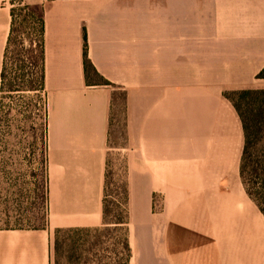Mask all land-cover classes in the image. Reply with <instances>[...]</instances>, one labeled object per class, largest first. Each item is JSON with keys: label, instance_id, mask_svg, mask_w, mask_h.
<instances>
[{"label": "crops", "instance_id": "obj_1", "mask_svg": "<svg viewBox=\"0 0 264 264\" xmlns=\"http://www.w3.org/2000/svg\"><path fill=\"white\" fill-rule=\"evenodd\" d=\"M25 2L45 23L48 222L0 227V264H54L56 230L106 225L116 109L130 264H264V214L243 185L242 123L224 96L264 90V0ZM11 9L0 0V94ZM85 50L108 85L88 83Z\"/></svg>", "mask_w": 264, "mask_h": 264}, {"label": "rangeland", "instance_id": "obj_2", "mask_svg": "<svg viewBox=\"0 0 264 264\" xmlns=\"http://www.w3.org/2000/svg\"><path fill=\"white\" fill-rule=\"evenodd\" d=\"M41 11L40 7L34 9L35 18L29 20L27 24H24L23 16L20 18L19 42H22V46L18 45L19 52L28 49L32 44L34 55L38 57L42 36L39 20ZM20 66L22 63L16 61L10 65L12 74L9 76L8 85H13L16 91L0 94V227L43 228L48 222L46 188L48 100L45 90L30 91L24 88L25 82L16 77L18 75L16 71ZM28 71L30 76L33 75L31 79L37 80V76H40L39 65L30 67L26 72ZM118 97L121 103L122 96ZM121 117V109H116L110 140L106 225L88 229L86 232L75 231L65 234V237L81 240L82 244L79 245L83 246L80 247L79 254L82 262L77 258L69 259V250L66 247L60 257L54 259V264H83L86 261L89 264H117L124 256L117 243L125 235L130 237V232L134 228L130 194L126 186L128 173L124 166V157L121 152L114 150L116 146L124 143ZM10 134H14L20 143L16 149L8 145L9 141L5 147L3 145V138H8ZM160 210V204L155 199L154 211L158 213ZM109 235L108 240L106 237Z\"/></svg>", "mask_w": 264, "mask_h": 264}, {"label": "trees", "instance_id": "obj_3", "mask_svg": "<svg viewBox=\"0 0 264 264\" xmlns=\"http://www.w3.org/2000/svg\"><path fill=\"white\" fill-rule=\"evenodd\" d=\"M11 30L8 38L7 46L4 52L3 70H2V86L1 94L16 91L14 86L8 85L10 72V65L14 61L22 63L18 67L16 77L25 82L24 88L30 91H44L45 90V23L43 12L41 11V28L42 36L39 44V55H34V48L31 44L30 47L21 52L18 51V45L22 46L19 42L21 38V22L20 18L23 16L24 24L29 20L34 19L33 10L37 7L28 5L25 0H11ZM22 13L24 15H22ZM20 24V25H19ZM85 72L88 83L96 82L97 85H108L109 83L104 80L96 71L90 60L88 59L87 50H85ZM18 59L16 60V58ZM40 66V76L37 80L32 78L29 71L30 67ZM31 70V69H30ZM259 79H264V70L258 75ZM236 109L240 121L242 123L244 133V147L240 167V175L243 185L246 189L248 196L258 205L261 212L264 214V90H237L227 91L224 94ZM105 215L107 216V209L105 203ZM88 229H58L54 233L52 253L54 259L60 257L61 252L67 247L69 250V259L82 262L81 254H79V245L81 240H76L68 235L75 231L86 232ZM89 231V230H88ZM110 235L106 237L109 240ZM104 244L106 243L103 242ZM82 244V243H81ZM99 244H96L98 246ZM120 246L124 256L117 264H130L132 259V250L130 246L129 237L125 235L119 240L117 246ZM95 246V247H96ZM93 248L90 250L92 251ZM79 254V255H78ZM77 256V257H76ZM83 264H89L87 261Z\"/></svg>", "mask_w": 264, "mask_h": 264}]
</instances>
